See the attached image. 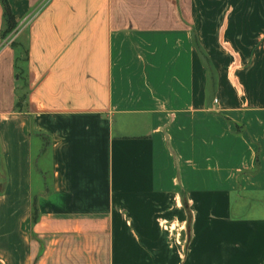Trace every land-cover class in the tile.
<instances>
[{
  "label": "crops",
  "instance_id": "crops-1",
  "mask_svg": "<svg viewBox=\"0 0 264 264\" xmlns=\"http://www.w3.org/2000/svg\"><path fill=\"white\" fill-rule=\"evenodd\" d=\"M7 3L0 264H264V0Z\"/></svg>",
  "mask_w": 264,
  "mask_h": 264
},
{
  "label": "trees",
  "instance_id": "trees-1",
  "mask_svg": "<svg viewBox=\"0 0 264 264\" xmlns=\"http://www.w3.org/2000/svg\"><path fill=\"white\" fill-rule=\"evenodd\" d=\"M1 6H2V11H3V31L1 33V38H5L8 34H10L16 27V23L14 21V18L11 14L9 5L7 3V0H0ZM18 70V67L16 68ZM25 95L23 94L19 101L17 102V107L20 105V101L24 99ZM34 219V217H33Z\"/></svg>",
  "mask_w": 264,
  "mask_h": 264
},
{
  "label": "rangeland",
  "instance_id": "rangeland-1",
  "mask_svg": "<svg viewBox=\"0 0 264 264\" xmlns=\"http://www.w3.org/2000/svg\"><path fill=\"white\" fill-rule=\"evenodd\" d=\"M23 51H24V47H23V45H22V46H21V49H20L21 54L23 53ZM20 65H21V67L23 68L24 63L21 61ZM21 81H22V82L20 83V86H21V84L23 83V76H21ZM25 87H26V85H25V83H24V85H23V89H22V90H26ZM36 168L38 169V164H37ZM189 217H190V216H189ZM173 232H174V235L172 234V238H173V240H175V241H171V242H170V246H173V247L175 248V252H176V254H177V249L180 250V253H182V252H181L182 250L186 251L187 246H188V239H189V236L187 235V236L185 237V240H184V241H181V238H183V235H182V237H181V236H176V235H177V232H175V231H173ZM163 237H164V240H165V236H163ZM162 252H164V251L162 250Z\"/></svg>",
  "mask_w": 264,
  "mask_h": 264
},
{
  "label": "built area",
  "instance_id": "built-area-1",
  "mask_svg": "<svg viewBox=\"0 0 264 264\" xmlns=\"http://www.w3.org/2000/svg\"><path fill=\"white\" fill-rule=\"evenodd\" d=\"M215 102H216V100H215Z\"/></svg>",
  "mask_w": 264,
  "mask_h": 264
}]
</instances>
